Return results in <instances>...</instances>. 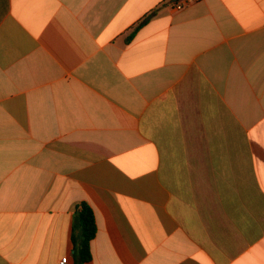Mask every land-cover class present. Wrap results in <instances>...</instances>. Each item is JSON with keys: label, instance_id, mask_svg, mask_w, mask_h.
Returning a JSON list of instances; mask_svg holds the SVG:
<instances>
[{"label": "crops", "instance_id": "crops-1", "mask_svg": "<svg viewBox=\"0 0 264 264\" xmlns=\"http://www.w3.org/2000/svg\"><path fill=\"white\" fill-rule=\"evenodd\" d=\"M179 1L0 0V264H264V0Z\"/></svg>", "mask_w": 264, "mask_h": 264}, {"label": "trees", "instance_id": "trees-1", "mask_svg": "<svg viewBox=\"0 0 264 264\" xmlns=\"http://www.w3.org/2000/svg\"><path fill=\"white\" fill-rule=\"evenodd\" d=\"M154 12L147 14L137 27L143 25L152 17ZM96 224L92 208L81 202L73 214V228L71 240L77 256L78 264H86L91 260L90 242L95 237Z\"/></svg>", "mask_w": 264, "mask_h": 264}, {"label": "built area", "instance_id": "built-area-1", "mask_svg": "<svg viewBox=\"0 0 264 264\" xmlns=\"http://www.w3.org/2000/svg\"><path fill=\"white\" fill-rule=\"evenodd\" d=\"M193 1L194 0H181L177 3H175L174 8L178 9V10L182 9V8L188 6L189 4H191ZM59 264H65L64 260H62Z\"/></svg>", "mask_w": 264, "mask_h": 264}]
</instances>
